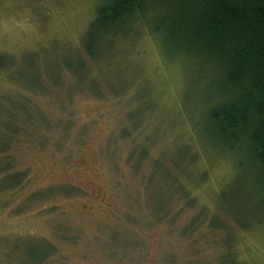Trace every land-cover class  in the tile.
I'll list each match as a JSON object with an SVG mask.
<instances>
[{
  "label": "rangeland",
  "instance_id": "rangeland-1",
  "mask_svg": "<svg viewBox=\"0 0 264 264\" xmlns=\"http://www.w3.org/2000/svg\"><path fill=\"white\" fill-rule=\"evenodd\" d=\"M99 1L0 0V264H264V224L219 206L264 222L246 160L209 145L196 72L142 31L91 62Z\"/></svg>",
  "mask_w": 264,
  "mask_h": 264
},
{
  "label": "trees",
  "instance_id": "trees-1",
  "mask_svg": "<svg viewBox=\"0 0 264 264\" xmlns=\"http://www.w3.org/2000/svg\"><path fill=\"white\" fill-rule=\"evenodd\" d=\"M98 4L81 41L90 61L105 63V53L117 40L130 41L142 31L164 62L176 64L183 73L196 72L198 80L191 88L203 93L200 107L209 145L246 160L237 161L242 178L234 180L255 203L256 213L264 215V0H100ZM10 119L4 120L8 127ZM11 136L0 135V151ZM16 176L2 184L17 187L22 178ZM230 188L234 189L233 183ZM218 203L242 229L264 224L256 214L248 224L232 218L222 191ZM47 249L31 250L29 263H38Z\"/></svg>",
  "mask_w": 264,
  "mask_h": 264
}]
</instances>
